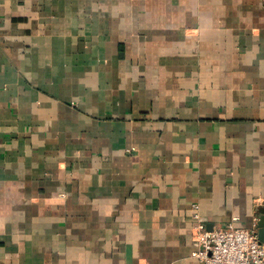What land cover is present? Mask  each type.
I'll list each match as a JSON object with an SVG mask.
<instances>
[{"label":"crops","instance_id":"0c3cea01","mask_svg":"<svg viewBox=\"0 0 264 264\" xmlns=\"http://www.w3.org/2000/svg\"><path fill=\"white\" fill-rule=\"evenodd\" d=\"M264 210V0H0V264H201Z\"/></svg>","mask_w":264,"mask_h":264},{"label":"built area","instance_id":"2783aa9c","mask_svg":"<svg viewBox=\"0 0 264 264\" xmlns=\"http://www.w3.org/2000/svg\"><path fill=\"white\" fill-rule=\"evenodd\" d=\"M195 221L194 235L198 249L193 254L201 264H264V244L258 230L240 228L232 219L222 227L208 230L202 221L199 205H191Z\"/></svg>","mask_w":264,"mask_h":264},{"label":"water","instance_id":"95a60500","mask_svg":"<svg viewBox=\"0 0 264 264\" xmlns=\"http://www.w3.org/2000/svg\"><path fill=\"white\" fill-rule=\"evenodd\" d=\"M260 213L261 216L257 224L258 240L264 244V210H262Z\"/></svg>","mask_w":264,"mask_h":264}]
</instances>
